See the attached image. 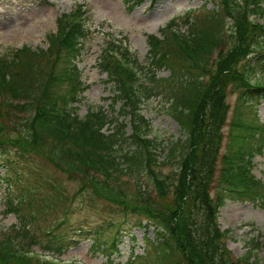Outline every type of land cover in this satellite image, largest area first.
<instances>
[{
  "label": "trees",
  "instance_id": "obj_1",
  "mask_svg": "<svg viewBox=\"0 0 264 264\" xmlns=\"http://www.w3.org/2000/svg\"><path fill=\"white\" fill-rule=\"evenodd\" d=\"M262 4L264 0H245L234 15V23L228 32L231 44L225 49L219 48L208 67L206 61L223 32L220 9L207 8L202 15H195L194 20L187 15L184 19L189 26L187 35L175 36L166 30L160 37L149 34L148 79L169 87L168 111L184 134L183 138L167 142L166 149L160 147L163 143L156 139L158 149L166 150V158H178L173 167L177 170L175 178L162 175L160 169L151 164L155 159L154 150L147 148L150 138L145 137L150 134L149 123L139 115L132 92L126 91L122 84L120 64L105 50L100 56V67L115 85L111 101L112 104L120 102L121 110L114 116L101 107L92 108L84 115L78 114L75 102L84 86L76 58L80 55L85 33L78 22L69 19L65 13L58 20L56 32L49 35L45 49L25 45L11 57H0V93L25 99L21 103L31 113L26 121L30 147L46 136L57 143L62 156L79 169L102 170L110 178L144 173L159 191L152 197L147 196V202L141 205L145 209L139 208L156 224L154 237L145 241L148 250L133 256L134 260L144 258L142 264H237L225 248L216 215L226 197L264 203V180L250 173L252 156L264 143V123L258 121L256 113V102L264 97V83L251 84L249 79L264 65V47L255 53L253 62L247 56L249 51L255 50L260 38L264 39V26L248 22L246 18L248 10L264 11ZM258 59L261 64H257ZM240 60L242 64L238 68ZM163 66L169 69V74L161 78L157 76V69ZM128 73L130 79L133 73ZM133 82L131 78L130 83ZM229 86L236 97L231 118L227 120ZM140 88L145 92L146 100L155 92L146 86ZM126 115L131 119L129 133L123 122ZM227 121L228 140L218 167L223 126ZM104 127L108 132L103 131ZM7 136L6 132L0 131V149L6 152L5 147L13 143L18 154L25 157L24 154H28L26 143L20 141L17 145ZM2 165L7 170L12 168L10 162H2ZM29 173L33 174V171L30 169ZM216 178L218 184L215 185ZM19 180L14 178L10 184H17ZM170 186L175 190L173 201L165 203ZM23 188L18 201H25L29 206L40 205L47 209L41 201L52 207L61 204L65 198L59 183L52 177L35 176L33 182ZM212 188H217L214 195L209 194ZM5 204L6 211L18 209L10 198ZM23 217V227L33 220L31 216ZM63 217L66 216L43 232L49 237L43 244L49 252H61L65 248L62 239L65 236L54 231L65 222ZM81 229L76 230L80 232ZM120 232V224L115 223L105 242L97 245L108 251V260L113 252H118ZM22 235L36 238V234L28 233L26 228ZM6 246L0 242V264L15 256L9 254L10 249ZM134 260L127 262L134 264ZM46 262L41 263L48 264Z\"/></svg>",
  "mask_w": 264,
  "mask_h": 264
},
{
  "label": "rangeland",
  "instance_id": "obj_2",
  "mask_svg": "<svg viewBox=\"0 0 264 264\" xmlns=\"http://www.w3.org/2000/svg\"><path fill=\"white\" fill-rule=\"evenodd\" d=\"M223 1L0 0V57H11L18 48L25 45L45 49L48 46V37L56 32L62 14H72V20L79 16L84 25L85 36L82 38L80 55L77 57L80 80L84 86L79 100L75 102L78 114L84 115L92 108L101 107L114 116L117 110H121L120 102L112 104L115 85L107 79V74L99 63L103 50L108 47L120 48V53L123 50L126 55V58L120 60L119 68L126 91L131 88L129 83L133 75L130 74L129 79L128 71L131 69L124 59L138 68L137 76L132 78L135 87L143 91L140 87L146 86L155 91L142 105L145 117L149 118L151 123V144L148 143L147 146L149 150H154L155 159L151 164L160 169L162 175L175 178L177 170L173 167L178 158H166V144L178 137L183 138L184 134L176 118L168 111L169 87L165 83L158 84L148 79V36L155 34L160 37L164 30L169 33L170 25H174L179 34L187 35L189 26L184 21L187 15L190 20H194L195 15H202L207 8L220 9L223 14V32L219 44L214 46L209 60L206 61L208 67L218 49H225L231 44L228 32L234 23V15L238 14L241 6L245 4V0H225V4ZM246 18L248 22L264 25V16L260 11L248 10ZM263 47L264 39L260 38L255 50L248 52L247 56L251 62L255 53ZM120 53L112 51L110 56L115 59ZM241 64L242 60L237 67ZM257 64H261V59L257 60ZM168 74L167 67L157 69V76L161 78ZM251 76V82L264 81V65L256 69ZM63 89L64 87H61V90ZM143 93L145 94L144 91ZM235 97V92L229 86L226 92V101L230 104L227 120L231 118ZM21 102H25V99L15 98L9 93H0V131L6 132V138L17 145L24 141L28 149L25 157L18 154L13 143L5 147L6 152L0 149V242L4 246L8 244L6 248L10 249L9 254L20 257H10L7 262L1 264H43L40 260H47L48 264H128L129 259L134 260L135 254H144L148 250L145 241L154 237L156 226L150 216L140 211L145 209V206L141 205L158 191L149 178L144 173L133 176L122 174L110 178L102 170L79 169L62 156L59 145L46 136L39 144L30 147L26 121L31 113ZM256 113L258 121L264 123V97H260L256 102ZM123 122L126 123L125 129L129 133L132 130L130 117L126 115ZM228 128L227 121L223 126L224 136L217 159L218 167L221 165L220 155L227 144ZM103 131L108 132V129L104 127ZM156 139L162 141L163 144L159 146L165 147L164 150L158 149ZM154 147L156 148L153 149ZM253 160V173L264 180V143ZM2 162H10L12 168L7 170ZM30 169L33 174L29 173ZM40 175L57 180L65 194L61 204L51 207L41 201L47 208L43 209L40 205L29 206L25 201H18V198H21L20 191L24 190L23 186L31 184L34 177ZM14 178L20 180L11 185L10 180ZM214 183L218 184L217 178ZM215 189L217 188H212L209 194L214 195ZM174 192L173 186H170L165 203H172ZM8 198L17 204L16 211L5 210ZM25 215L31 216L33 220L31 223L26 221L27 224L23 227ZM64 215L66 221L54 231L65 236L62 238L65 248L50 258V249L43 246L49 237L44 236L43 232ZM217 221L222 230L225 248L237 264H264V203L226 197L218 210ZM108 222L109 227H106ZM115 223L120 224L121 241L118 252H113L110 255L111 260H108V251L97 248V245L105 242ZM25 228L28 233H35L36 238L24 237L22 233ZM78 228L83 229L78 232ZM30 236L32 237L31 234ZM141 259L144 258L135 259L134 264H142Z\"/></svg>",
  "mask_w": 264,
  "mask_h": 264
}]
</instances>
